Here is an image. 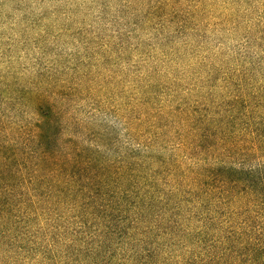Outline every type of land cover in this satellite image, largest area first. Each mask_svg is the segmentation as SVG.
Listing matches in <instances>:
<instances>
[{
    "label": "trees",
    "instance_id": "1",
    "mask_svg": "<svg viewBox=\"0 0 264 264\" xmlns=\"http://www.w3.org/2000/svg\"><path fill=\"white\" fill-rule=\"evenodd\" d=\"M7 64L0 264H264V59L192 107L116 101L89 63Z\"/></svg>",
    "mask_w": 264,
    "mask_h": 264
},
{
    "label": "rangeland",
    "instance_id": "2",
    "mask_svg": "<svg viewBox=\"0 0 264 264\" xmlns=\"http://www.w3.org/2000/svg\"><path fill=\"white\" fill-rule=\"evenodd\" d=\"M56 57L114 76L116 101L156 85L160 103L209 105L264 59V0H0V69Z\"/></svg>",
    "mask_w": 264,
    "mask_h": 264
}]
</instances>
